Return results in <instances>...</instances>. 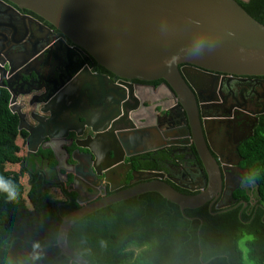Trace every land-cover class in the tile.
<instances>
[{"label": "water", "instance_id": "95a60500", "mask_svg": "<svg viewBox=\"0 0 264 264\" xmlns=\"http://www.w3.org/2000/svg\"><path fill=\"white\" fill-rule=\"evenodd\" d=\"M21 10L50 24L61 36L40 21L19 12ZM4 31L19 44V48L4 60L0 59V86L3 84L4 69L10 74L29 65L37 67L43 59L56 61L59 57L56 49L68 53L83 51L87 59H93L97 65L120 78L122 84L118 85L123 87L133 80H163L164 87L188 117L190 139L202 165L205 183H208L198 194L186 195L165 182L161 172L146 170L133 173V181L136 179L139 183L82 205L63 216L55 243L62 255L76 264H90L69 247L68 233L76 221L102 207L147 192L158 193L180 210L201 207L218 197L222 186L221 171L229 168L218 152L214 153L216 159L209 150L206 126L202 130L193 93H198L197 82L200 80L191 79L186 69L188 67L198 74L205 72L211 76L264 77V24L249 15L237 0H0V52L7 39ZM11 59H15L16 63L12 64ZM1 65H6V68ZM180 65L184 66L179 68ZM61 69L64 71L65 66L62 65ZM33 72L36 73L34 68ZM88 74L93 79L90 77L88 82L84 80L80 83L76 87L79 88L78 92L74 87L71 95L64 96L67 84L49 95L44 88L39 93L33 90L36 94L30 100L34 109L28 117L36 123L34 128L44 123L48 129L54 126L53 133L62 130L66 132L65 137L72 134L68 147L88 150L83 154L75 150L71 152L70 157L77 167L75 176L82 171L84 163L88 173L93 174L103 156L110 158L112 165L118 164L122 158L117 153V145L125 150L126 156L159 148L155 145L132 151L148 141L144 140V136L141 138V132L133 130L128 134L127 127L115 128L113 121L104 127L100 124V115L89 117L85 113L81 105L88 101L94 103L90 92L92 83L97 89L100 87V98L104 102L109 98L108 88L116 86L114 80L106 75ZM30 92L25 94L29 95ZM9 103H13L12 98ZM12 107L9 105L10 109ZM77 107L78 111L75 109ZM161 110L170 114L165 108ZM64 112L66 122H62L60 117ZM55 121L59 123L55 124ZM67 121L78 127L72 126L66 130L64 127L69 125ZM140 121L145 122L146 119L141 117ZM23 123L24 119L21 118L19 130L24 127ZM130 129H134L133 126ZM111 130L115 137L106 136ZM32 131L25 128L28 151H31ZM46 138L51 142L56 137L50 133ZM96 142L100 146L103 144V151H96ZM65 155H68L67 151ZM55 160L57 164L64 163V159L61 161L55 157ZM104 169L107 170V167ZM106 170L102 173L105 177L110 169ZM77 202L81 204L78 197Z\"/></svg>", "mask_w": 264, "mask_h": 264}, {"label": "flooded vegetation", "instance_id": "af4514ba", "mask_svg": "<svg viewBox=\"0 0 264 264\" xmlns=\"http://www.w3.org/2000/svg\"><path fill=\"white\" fill-rule=\"evenodd\" d=\"M24 11L19 12L40 21L53 33L61 36L50 24L48 25L51 27L39 17ZM4 34L7 39L0 52L2 60L19 48V44L11 40L10 35L5 31ZM66 42L71 46L68 40ZM58 51L59 49L55 50L59 53L56 61H50L51 58H47L43 59L37 67L33 66L36 73L33 72L31 65L10 74L6 69L2 72V86L9 92V102L11 98L13 100L12 104L9 103L10 106L13 105L11 110L16 114L18 123L21 118L24 119V127L21 130L25 131V128L33 130L34 136L29 144L31 151H28L26 145V158L30 164L28 169L34 167V171L39 170L49 183L67 186L66 189L69 193L72 192L79 207L139 183L140 181L136 179L133 181V173L138 174L146 170L163 173L165 182L186 195H196L207 186L202 165L190 139L188 117L164 87L163 80H133L126 82L127 87L121 85L123 87L121 90L118 84H122L120 83L122 80L97 65L93 59H87L83 51L73 50L70 53L65 50ZM63 52L66 56L61 55ZM11 63L15 64L16 60L11 59ZM62 65L65 66L64 71L61 69ZM182 66L184 65H180L179 68ZM2 68H6V65ZM87 70L94 75L108 76L114 80L116 86L108 88L109 98L104 102L100 98L102 94L99 91L100 87L97 89L95 83H92L90 92L94 103L88 101L81 105L85 113L89 117L100 115V124L104 127L113 121L115 128L127 127L128 134L133 130L141 132V138L144 136V140L148 141L139 144L131 149L132 151L155 145L159 148L155 151L137 152L126 156L125 150L117 145L119 149L117 153L122 158L119 165H112L110 158L103 156L93 174L88 173L84 163L82 171L75 176L74 171L77 167L70 157L71 152L75 150L83 154L88 150L75 146L68 147L72 134L69 133L65 137L66 132L62 130L53 133L54 126L48 129L44 123L41 127L34 128L36 123L28 116L34 109L30 105L32 95L36 94L33 90H38L36 92L39 93L43 92L44 88L49 95L68 84L63 91L64 96L71 95L74 87L78 92L79 88L76 89V87L84 80L85 83L89 81L91 76ZM186 72L191 79L200 80L197 82L198 93L191 87L190 89L195 95L202 130L206 126L209 150L216 159L214 153L218 152L221 160L228 164L225 166L229 168L225 171L220 170L222 186L217 194L218 197L205 204H208V208L214 207L217 210L239 206L242 202L243 207H246L247 202L239 193L243 191V195L248 196V201L254 203V189L253 181L248 179L249 171L243 166V157L239 149L253 136L259 116L264 113V77H230L225 74L211 76L205 72L198 74L188 67ZM34 74L38 76L35 77ZM30 90L29 95H26L25 92ZM157 104L159 106H156ZM162 108L169 110L170 114H166L161 110ZM75 109L78 111L79 107ZM63 116L66 117L65 112L60 114V117L62 122H66ZM141 117L146 121H140ZM58 123L55 121V124ZM66 124H69L64 127L66 130L75 125L69 121ZM132 126L134 129H130ZM50 133L56 137L51 142L46 138V135ZM203 134L205 135V131ZM106 136L115 137L112 130L107 132ZM110 142L112 143L111 140ZM96 147H98L97 152L103 151V144L100 146L96 142ZM65 151L68 155H65ZM55 157L60 158L61 161L64 159V163L57 164ZM106 167L107 170L104 169ZM104 170H109L106 177L102 175ZM77 197L81 204L77 202Z\"/></svg>", "mask_w": 264, "mask_h": 264}, {"label": "trees", "instance_id": "16d2710c", "mask_svg": "<svg viewBox=\"0 0 264 264\" xmlns=\"http://www.w3.org/2000/svg\"><path fill=\"white\" fill-rule=\"evenodd\" d=\"M237 2L264 24V0ZM26 136L9 108L8 90L0 86V176L12 180L20 190L14 200L0 195V258L23 259L35 253L39 259L34 264H76L55 243L63 216L79 206L67 186L49 183L39 170L28 169ZM239 153L249 171L248 179L253 181L254 203L242 191L239 194L246 207L242 202L220 210L208 208V204L180 210L158 193L147 192L76 221L68 233L69 247L90 264H239L231 238L245 228L255 233L253 247L264 262V113ZM25 173L27 189L22 183ZM224 249L229 256L207 259L222 255Z\"/></svg>", "mask_w": 264, "mask_h": 264}, {"label": "clouds", "instance_id": "9594fccd", "mask_svg": "<svg viewBox=\"0 0 264 264\" xmlns=\"http://www.w3.org/2000/svg\"><path fill=\"white\" fill-rule=\"evenodd\" d=\"M199 46V45H197ZM16 170L19 171L20 165L16 164ZM28 175L25 173L22 178V183L25 189L28 187ZM0 195H3L9 200H14L20 195V190L16 183L12 180L0 176ZM257 240L255 233L248 231L245 228H240L231 238V248L238 253L239 264H264L260 257L256 254V250L253 247ZM101 247L104 246V241H100ZM229 256L227 249H224L222 255L208 257L207 259H223ZM39 257L35 253L30 254L29 257L23 259H11L8 257L0 258V264H34ZM205 259V257H201Z\"/></svg>", "mask_w": 264, "mask_h": 264}]
</instances>
